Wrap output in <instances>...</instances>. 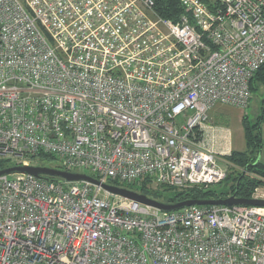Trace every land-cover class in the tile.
I'll list each match as a JSON object with an SVG mask.
<instances>
[{
  "label": "built area",
  "instance_id": "obj_1",
  "mask_svg": "<svg viewBox=\"0 0 264 264\" xmlns=\"http://www.w3.org/2000/svg\"><path fill=\"white\" fill-rule=\"evenodd\" d=\"M179 1L174 22L155 0H0V158L126 188L225 180L210 111L249 106L264 0ZM103 191L0 176V264H264V206L165 212Z\"/></svg>",
  "mask_w": 264,
  "mask_h": 264
},
{
  "label": "trees",
  "instance_id": "obj_2",
  "mask_svg": "<svg viewBox=\"0 0 264 264\" xmlns=\"http://www.w3.org/2000/svg\"><path fill=\"white\" fill-rule=\"evenodd\" d=\"M154 9L161 17L174 22H177L184 13V8L179 0H155ZM258 81L264 83V64L251 80L252 91L257 89L255 84H259ZM263 120L264 118L262 117ZM262 121L260 120L258 123L251 124L247 119V115L243 116L242 123L247 148L244 151H232L229 155L225 156V159L230 164L240 169L239 171L228 172L225 180L219 183V185L224 183L227 185L229 183L228 186H225L227 187L225 189L219 190L213 188L215 185L209 187L195 186L184 190H175L163 185L153 188L148 185L147 181L127 186V188L165 202H175L186 198H225L232 194H236L242 198H251L255 189L264 185V162L261 159L257 161L262 148L260 131V123ZM39 159L43 163H50L49 167H58L55 159L49 155H42ZM53 162H55L54 165L52 164ZM8 166L11 165L3 160L0 161V169ZM110 184L123 186V184L115 181L110 182Z\"/></svg>",
  "mask_w": 264,
  "mask_h": 264
},
{
  "label": "water",
  "instance_id": "obj_3",
  "mask_svg": "<svg viewBox=\"0 0 264 264\" xmlns=\"http://www.w3.org/2000/svg\"><path fill=\"white\" fill-rule=\"evenodd\" d=\"M259 160L260 157L258 156L257 161ZM14 174H28L46 179H52L51 177H54L57 179H64L69 182H88L93 185L99 186L111 196L130 199L134 202L142 203L144 205H148L165 212L176 211L193 205L246 204L264 206V199L242 198L237 196L236 194H232L225 198H186L175 202H165L154 199L152 197L147 196L146 194L140 193L138 191L126 187H121L110 183H102L100 180L87 173L72 172L62 170L56 167L37 165H11L6 168L0 169V176Z\"/></svg>",
  "mask_w": 264,
  "mask_h": 264
},
{
  "label": "rangeland",
  "instance_id": "obj_4",
  "mask_svg": "<svg viewBox=\"0 0 264 264\" xmlns=\"http://www.w3.org/2000/svg\"><path fill=\"white\" fill-rule=\"evenodd\" d=\"M255 86H257V89L252 91V98L247 108L243 109L229 104H217L215 108L210 111L209 124L216 127L229 128L233 133L234 146L238 150L247 148L244 136V126L242 123L243 115H247V119L251 124L258 123L260 120L262 121V117L264 118V83L259 82V84L256 83ZM260 131L262 137V148L260 150L259 157L261 161L264 162V120L260 123ZM2 160L9 163L10 165H13L18 160L22 161L18 158H0V161ZM35 163L37 164V166L50 165V163H43L40 159H38ZM54 163L55 162H53L52 164L54 165ZM220 164L224 165L222 162H220ZM227 167L229 168V172L240 170L238 167H234V165L229 163H227ZM85 173L89 174L88 171H85ZM14 175L10 176L13 177ZM228 184H217L213 188L222 190L227 188L225 186H228ZM261 187L264 188V185ZM102 195L107 196V193L103 191Z\"/></svg>",
  "mask_w": 264,
  "mask_h": 264
},
{
  "label": "crops",
  "instance_id": "obj_5",
  "mask_svg": "<svg viewBox=\"0 0 264 264\" xmlns=\"http://www.w3.org/2000/svg\"><path fill=\"white\" fill-rule=\"evenodd\" d=\"M236 107V106H235ZM243 113V112H242ZM244 116V115H243ZM243 118V117H242ZM220 127H216L214 126L213 130H211V134L209 137H206V140L205 142L210 146L212 147L213 149L215 150H218V151H229L227 153H223L219 156V161L222 162L224 165L222 166H226L227 167V163H229L226 159H225V156L226 155H229L231 153V151H244L245 149L243 150H238L235 148L234 146V142H233V133L232 131L229 129V132H230V143L228 146H226L222 139H221V131L219 129ZM222 128H225V127H222ZM216 129V130H215ZM245 136V135H244ZM246 141V140H245ZM230 164V163H229Z\"/></svg>",
  "mask_w": 264,
  "mask_h": 264
}]
</instances>
